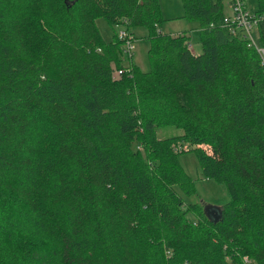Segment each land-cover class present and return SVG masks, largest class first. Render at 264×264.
<instances>
[{
  "label": "trees",
  "instance_id": "1",
  "mask_svg": "<svg viewBox=\"0 0 264 264\" xmlns=\"http://www.w3.org/2000/svg\"><path fill=\"white\" fill-rule=\"evenodd\" d=\"M182 5L199 53L157 0H0V264H264V66L221 0ZM100 16L148 28V71ZM187 150L225 184L216 221Z\"/></svg>",
  "mask_w": 264,
  "mask_h": 264
},
{
  "label": "rangeland",
  "instance_id": "2",
  "mask_svg": "<svg viewBox=\"0 0 264 264\" xmlns=\"http://www.w3.org/2000/svg\"><path fill=\"white\" fill-rule=\"evenodd\" d=\"M221 1L226 5V0ZM157 2L162 17V22L158 26V29L162 33L171 36L187 33L190 36V42L193 45L194 51L199 53L202 50L199 24L186 18L182 0H157ZM245 2L250 10H256L257 0H245ZM224 13H230V9L226 6L224 7ZM95 23L105 43L111 41L121 29L127 28L125 25L113 28L103 16L97 17ZM129 32L133 36V49L131 50L130 58L127 55L124 57V62L127 64L131 62L141 70L148 71L150 69L148 28L143 25L135 26L130 28ZM179 133L180 129L172 125L161 126L156 130L158 138H165ZM202 147L208 151L210 150L207 145H203ZM178 157L184 170L194 179V185L198 193V196H186L185 200H200L205 204H222L227 201L229 196L224 182L201 175L199 162L193 150L183 151Z\"/></svg>",
  "mask_w": 264,
  "mask_h": 264
},
{
  "label": "built area",
  "instance_id": "3",
  "mask_svg": "<svg viewBox=\"0 0 264 264\" xmlns=\"http://www.w3.org/2000/svg\"><path fill=\"white\" fill-rule=\"evenodd\" d=\"M225 6L230 9V13L224 14L222 25L233 35L241 33L248 41V45L256 49L260 56L261 63L264 66V46L257 42L259 40L258 25L264 21V17L250 10L245 0H226ZM117 35L119 39L123 40V52L127 56H130L131 50L133 49L132 34L127 28H123ZM187 47L189 50L194 51L192 43H188ZM120 73H122V70L119 69L115 74L117 75Z\"/></svg>",
  "mask_w": 264,
  "mask_h": 264
},
{
  "label": "water",
  "instance_id": "4",
  "mask_svg": "<svg viewBox=\"0 0 264 264\" xmlns=\"http://www.w3.org/2000/svg\"><path fill=\"white\" fill-rule=\"evenodd\" d=\"M204 211L213 220H218L221 217V206L213 203H206L204 205Z\"/></svg>",
  "mask_w": 264,
  "mask_h": 264
},
{
  "label": "crops",
  "instance_id": "5",
  "mask_svg": "<svg viewBox=\"0 0 264 264\" xmlns=\"http://www.w3.org/2000/svg\"><path fill=\"white\" fill-rule=\"evenodd\" d=\"M194 49V48H193ZM218 205H220V204H218Z\"/></svg>",
  "mask_w": 264,
  "mask_h": 264
}]
</instances>
